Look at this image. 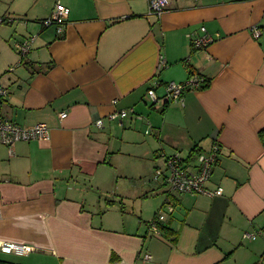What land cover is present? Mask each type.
I'll list each match as a JSON object with an SVG mask.
<instances>
[{
	"label": "crops",
	"instance_id": "1",
	"mask_svg": "<svg viewBox=\"0 0 264 264\" xmlns=\"http://www.w3.org/2000/svg\"><path fill=\"white\" fill-rule=\"evenodd\" d=\"M30 1L0 26V114L22 127L43 123L50 138L18 142L11 157L0 146V242L34 250L0 253V264H264V0H167L157 19L147 16L150 0H59L69 9L60 36L41 24L53 0ZM200 27L218 37L192 50ZM32 36V66H18L15 45ZM189 71L208 86L163 110V86L185 82ZM122 109L143 119L108 120ZM213 141L220 149L205 189L222 195H180L161 237L147 222L145 230L129 225L108 198L123 145L140 146L151 180L163 185L154 170L166 156L186 159Z\"/></svg>",
	"mask_w": 264,
	"mask_h": 264
},
{
	"label": "built area",
	"instance_id": "2",
	"mask_svg": "<svg viewBox=\"0 0 264 264\" xmlns=\"http://www.w3.org/2000/svg\"><path fill=\"white\" fill-rule=\"evenodd\" d=\"M167 5V0H150L148 4L147 16L159 18L164 12ZM69 16V9L63 6L59 0H53V9L49 16L45 18L41 24L43 27L54 26L56 34L60 36L63 32V25L67 21ZM6 23H12V19L9 17H0V26ZM251 33L253 39H258L261 35V30L258 27H252ZM218 37V35H216ZM206 32L204 27L199 28V34L195 35L191 39V46L195 50H204L209 44H211L216 38ZM34 41V36L28 40L17 42L15 47L17 48L20 58H25L30 51V46ZM165 61L160 56L158 61V68L165 67ZM203 79L198 77L197 74H190L187 80L183 83H167L163 86L164 89V103L166 104H178L183 106L184 94L189 91H194L203 85ZM157 82L154 88L158 87ZM154 88L147 91V96L150 101L156 103L158 99L155 96ZM7 96V90L0 86V99H4ZM135 115L133 109H122L118 112L108 115V120L118 121L119 123L123 118L128 115ZM60 119L66 117V113H60ZM137 119H142L141 116L135 115ZM148 124V123H147ZM97 128H101L102 121L97 120L94 122ZM149 128V126H148ZM149 134V129L145 131ZM50 138V132L47 125L43 123H37L29 127H22L14 123L9 117L0 114V146L7 150L8 156L14 155L13 149L18 142H31L48 141ZM219 145L214 142L211 148L207 152L198 154L192 160L181 158L179 154H173L164 158V168H155L154 180H161L166 184L167 188L174 194H205L210 197H220L222 195V189L217 187L213 192H209L205 189V184L210 180L213 167L216 164L217 152ZM167 212H172V207L169 204L164 206ZM164 221V214L159 212L155 219L147 223V230L155 237H161L158 225ZM250 239H255L256 235H247ZM33 247L23 244H17L13 242H0V253L5 255L25 256L32 253ZM145 261L150 260V256L145 254L142 257Z\"/></svg>",
	"mask_w": 264,
	"mask_h": 264
},
{
	"label": "rangeland",
	"instance_id": "3",
	"mask_svg": "<svg viewBox=\"0 0 264 264\" xmlns=\"http://www.w3.org/2000/svg\"><path fill=\"white\" fill-rule=\"evenodd\" d=\"M32 5L33 3L30 0H0V16L3 14H5V17L9 16L7 14L23 15ZM15 19L19 21L17 18ZM11 25L3 24L1 28ZM143 123L145 131L148 126H146L145 122ZM121 146L114 145L113 148L116 151ZM141 150L140 146L136 148L135 145H123L122 152L117 153L113 158L116 164L110 168V173L115 180L112 179L114 183L110 189L111 196L108 198L112 199L118 207L123 209L129 225L135 226V229L139 226L145 230L144 222L152 221L154 213L162 206L165 198L162 192L166 191V188L161 185L162 183L151 180L153 167L144 155L141 156L139 153ZM158 183L163 188L159 187ZM95 196L97 198V194ZM165 211L166 208L161 213ZM110 215L118 217L119 212L114 208ZM165 217L167 218V216H164V219Z\"/></svg>",
	"mask_w": 264,
	"mask_h": 264
},
{
	"label": "trees",
	"instance_id": "4",
	"mask_svg": "<svg viewBox=\"0 0 264 264\" xmlns=\"http://www.w3.org/2000/svg\"><path fill=\"white\" fill-rule=\"evenodd\" d=\"M156 18V17H155ZM157 19V18H156ZM6 24H9V23H6ZM191 49L192 50H194L193 48H192V46H191ZM19 55V54H18ZM19 60H20V62L18 63V66L19 65H23L24 63H25V58L23 59V58H20V56H19ZM25 65H27V67L29 68V67H31L32 65H30V64H27V63H25ZM192 73H194L193 71H189V75L190 74H192ZM194 74H196V73H194ZM188 75V76H189ZM198 75V74H197ZM198 77H200V78H202L203 79V85L201 86V87H199L198 89H205L207 86H208V81L204 78V77H202L201 75H198ZM198 89H196V90H198ZM148 90H150V89H148ZM147 90V91H148ZM154 104L155 103H151V107L150 108H152L153 106H154ZM166 106H167V104L166 103H164V105H163V110H165V108H166ZM161 111V113H163L164 111ZM134 113H136L135 111H134ZM135 115H139V116H141L140 114H138V113H136ZM141 118L143 119V117L141 116ZM141 120V119H140ZM145 121H147V126H149V128H147V130L149 129V134H151V126H150V122L148 121V120H145ZM147 130H145V131H147ZM145 131H144V133H145ZM146 134V133H145ZM149 134H146V135H149ZM259 136L263 139V141H264V130L263 131H261L260 132V134H259ZM215 141H213L212 142V144L214 143ZM211 144V145H212ZM210 148H211V146H210ZM210 148L207 150V151H209L210 150ZM220 149V148H219ZM219 149H218V152H217V157H218V153H219ZM207 151H200V150H197V148L196 147H194L192 150H191V152H190V154H189V156L186 158L187 160H192L193 158H195L198 154H200V153H202V152H207ZM217 157H216V159H217ZM216 164H217V160H216ZM216 164H215V166H216ZM214 166V167H215ZM214 167H213V170H214ZM212 173H213V171H212ZM211 176H212V174H211ZM211 178V177H210ZM163 186L166 188V191L164 192V201H163V204H162V206L159 208V210L154 214V217H153V219H155V217H156V215L159 213V212H162L163 211V209H164V206L166 205V204H169L171 207H172V212H167V211H165L163 214H164V216H166V215H171L173 212H174V209H175V201H176V199L180 196V195H183V194H174V193H172L168 188H167V186H166V184H163ZM188 195H190V194H188ZM197 195H199V194H197ZM193 196V195H192ZM152 219V220H153ZM148 223V222H147ZM147 223H146V225H147ZM164 223V222H163ZM162 223V224H163ZM162 224H159L158 225V229H159V231H160V234H161V236H162V230L164 229L163 228V225Z\"/></svg>",
	"mask_w": 264,
	"mask_h": 264
}]
</instances>
